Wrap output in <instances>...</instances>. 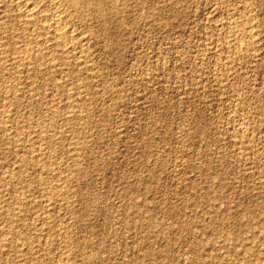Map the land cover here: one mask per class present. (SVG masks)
<instances>
[{
	"label": "rangeland",
	"instance_id": "374dc122",
	"mask_svg": "<svg viewBox=\"0 0 264 264\" xmlns=\"http://www.w3.org/2000/svg\"><path fill=\"white\" fill-rule=\"evenodd\" d=\"M75 1L0 0V264H264V0Z\"/></svg>",
	"mask_w": 264,
	"mask_h": 264
},
{
	"label": "bare ground",
	"instance_id": "6f19581e",
	"mask_svg": "<svg viewBox=\"0 0 264 264\" xmlns=\"http://www.w3.org/2000/svg\"><path fill=\"white\" fill-rule=\"evenodd\" d=\"M76 1L75 0H72V3H75ZM24 3V2H23ZM1 6V5H0ZM52 6V5H51ZM51 6H49L50 7V9H51ZM21 7V6H20ZM25 8H26V13H27V15H29V16H32L34 13H37L36 11H37V7H36V5H29V4H26L25 5ZM41 8V7H40ZM58 8H59V5L58 6H56V5H54L53 7H52V10H56V12H58ZM48 9V8H47ZM44 10V9H43ZM40 11V10H39ZM41 12H42V9H41ZM60 12V11H59ZM59 12H58V14H59ZM55 14L56 13H54V16H55ZM28 17V16H27ZM56 21H55V23H53V25H52V28L54 29V34L57 36V37H59V38H62V40L64 41V39H63V37H66V35H67V29H66V23L64 22V20L62 19V17L60 18V19H58V16L56 15ZM60 17V16H59ZM50 18V17H49ZM53 19V18H52ZM34 21V20H33ZM238 22V21H237ZM46 23H47V21H46ZM5 25V24H4ZM45 26V25H44ZM236 26V25H235ZM39 27V26H38ZM42 27H43V25H42ZM49 27V26H48ZM51 27V26H50ZM1 28H3V27H1ZM5 28V27H4ZM45 28V27H44ZM251 28V27H250ZM37 30V29H36ZM49 30V29H48ZM51 30V29H50ZM9 31V30H8ZM53 31V30H52ZM46 32V31H45ZM52 33V32H51ZM40 34V33H39ZM257 34V33H256ZM255 35V34H254ZM50 37H51V35H50ZM54 37V36H53ZM246 37V36H245ZM250 37V36H249ZM252 37H254V36H252ZM30 38V37H29ZM67 38V37H66ZM50 39H52V38H50ZM50 39H49V41H50ZM57 39V38H56ZM36 40V39H35ZM62 40H60V41H62ZM26 42V41H25ZM59 42V41H58ZM57 42V43H58ZM61 43V42H60ZM59 43V44H60ZM40 44V43H39ZM38 44V45H39ZM54 45H55V43H54ZM65 45V44H64ZM67 45V44H66ZM41 46V45H40ZM69 47H70V45H69ZM247 47H248V45H241V47H240V49H242V50H246L247 49ZM237 48H239V47H237ZM30 49V48H29ZM34 49V48H33ZM39 49V48H38ZM1 50V49H0ZM27 50H28V48H27ZM40 50H42V48L40 49ZM39 50V51H40ZM26 51V50H25ZM32 51V50H31ZM23 52V51H22ZM29 52H30V50H29ZM239 52V51H238ZM245 52H248V51H245ZM24 53H27V52H24ZM39 53V52H38ZM40 53H42V51H40ZM65 53V52H64ZM21 54V53H20ZM28 54V53H27ZM65 55V54H64ZM20 58V57H19ZM42 58V57H41ZM39 59V58H38ZM1 60V59H0ZM2 61H3V59H2ZM17 62V61H16ZM5 63V62H4ZM30 68V67H29ZM54 68V67H53ZM11 69V68H10ZM12 70V69H11ZM50 71V70H49ZM17 72V71H16ZM43 76V75H42ZM50 77V76H49ZM59 84V83H58ZM10 87V86H9ZM15 87V86H14ZM78 91V90H77ZM13 93H14V91H13ZM7 96V95H6ZM3 98V97H2ZM6 98V97H5ZM15 98H16V96H15ZM18 98V97H17ZM19 99V98H18ZM3 100V99H2ZM11 100H12V98H11ZM6 102V101H5ZM16 102V101H15ZM10 105V104H9ZM3 107V106H2ZM56 109V108H55ZM7 110H10V108L9 109H7ZM6 110V111H7ZM6 113H8V112H6ZM53 114V113H52ZM60 114V113H59ZM66 115V114H65ZM1 116H2V114H1ZM6 116V115H5ZM4 116V118H6ZM60 117V116H59ZM70 116H68V118H69ZM74 117V116H73ZM1 118V117H0ZM63 118V117H62ZM66 118V117H65ZM44 119V118H43ZM70 119V118H69ZM4 120V119H3ZM7 120V119H6ZM12 120V119H11ZM43 121V120H42ZM66 121H68V120H66ZM2 122V121H1ZM50 122V121H49ZM53 122H54V120H53ZM63 122V121H62ZM61 122V123H62ZM3 123V122H2ZM52 123V122H51ZM56 124H58V123H56ZM31 125V124H30ZM42 125V124H41ZM2 126V125H1ZM13 127V126H12ZM53 127H54V125H53ZM52 127V128H53ZM51 128V129H52ZM49 129H50V127H49ZM54 129V128H53ZM45 130V129H44ZM55 130V129H54ZM15 131V130H14ZM80 132V131H79ZM14 133V132H13ZM40 133H42L41 132V129H40ZM51 133V132H50ZM86 133V132H85ZM30 134V133H29ZM12 135V134H11ZM10 136V135H9ZM79 136V135H78ZM82 136V135H81ZM84 136V135H83ZM41 137V136H40ZM43 137V136H42ZM52 137V136H51ZM16 138V137H15ZM61 138V137H60ZM43 139V138H42ZM41 139V140H42ZM80 139V138H79ZM84 139V138H83ZM18 140V139H17ZM47 140V139H46ZM40 141V140H39ZM19 142V141H18ZM33 145H34V143H33ZM41 145V144H40ZM45 145V144H44ZM46 148V147H45ZM42 149H43V147H42ZM75 149V148H74ZM36 156H37V154H36ZM52 157V156H51ZM56 157H58V156H56ZM36 158V157H35ZM39 158V157H38ZM29 161V160H28ZM45 161V160H44ZM54 161V160H53ZM59 165V164H58ZM52 167V166H51ZM48 169V168H47ZM52 169V168H51ZM83 172V171H82ZM67 177V176H66ZM15 180V179H14ZM39 181H41V180H39ZM66 181V180H65ZM41 184V183H40ZM44 192V191H43ZM61 192V191H60ZM62 195V194H61ZM45 200V199H44ZM22 202V201H21ZM49 202V201H48ZM19 203V202H18ZM25 204V203H24ZM17 211H18V208H17ZM20 211V210H19ZM18 211V212H19ZM15 212V211H14ZM13 212V213H14ZM16 213V212H15ZM21 213V212H20ZM16 216V215H15ZM4 218V217H3ZM2 221V220H1ZM9 222V221H8ZM17 232V231H16ZM13 234V233H12ZM18 236V235H17ZM64 237V236H63ZM13 239V238H12ZM7 240V239H6ZM19 240V239H18ZM18 243V242H17ZM12 245H14V244H12ZM10 247H11V245H10ZM29 247V246H28Z\"/></svg>",
	"mask_w": 264,
	"mask_h": 264
}]
</instances>
